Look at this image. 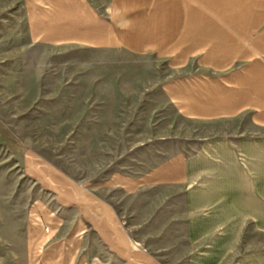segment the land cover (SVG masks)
<instances>
[{
	"label": "crops",
	"instance_id": "0c3cea01",
	"mask_svg": "<svg viewBox=\"0 0 264 264\" xmlns=\"http://www.w3.org/2000/svg\"><path fill=\"white\" fill-rule=\"evenodd\" d=\"M57 2L81 27L60 41L162 60L177 112L226 126L141 177L51 178L34 264H202L204 249L220 264L251 219L264 228V0Z\"/></svg>",
	"mask_w": 264,
	"mask_h": 264
},
{
	"label": "rangeland",
	"instance_id": "374dc122",
	"mask_svg": "<svg viewBox=\"0 0 264 264\" xmlns=\"http://www.w3.org/2000/svg\"><path fill=\"white\" fill-rule=\"evenodd\" d=\"M62 4L0 0V264H34V210L51 178L141 177L226 126L177 112L159 87L162 60L60 41L81 29L59 24ZM178 254L170 260L189 264ZM220 262L264 264V228L251 219Z\"/></svg>",
	"mask_w": 264,
	"mask_h": 264
}]
</instances>
